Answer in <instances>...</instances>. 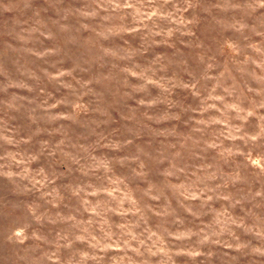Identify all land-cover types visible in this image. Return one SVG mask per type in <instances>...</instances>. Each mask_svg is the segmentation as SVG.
Segmentation results:
<instances>
[{
  "label": "clouds",
  "instance_id": "clouds-1",
  "mask_svg": "<svg viewBox=\"0 0 264 264\" xmlns=\"http://www.w3.org/2000/svg\"><path fill=\"white\" fill-rule=\"evenodd\" d=\"M0 264H264V0H0Z\"/></svg>",
  "mask_w": 264,
  "mask_h": 264
}]
</instances>
